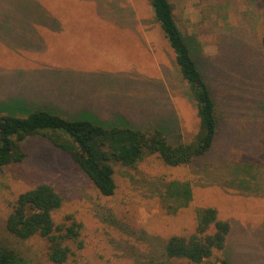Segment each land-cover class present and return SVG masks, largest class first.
Segmentation results:
<instances>
[{"label": "rangeland", "instance_id": "374dc122", "mask_svg": "<svg viewBox=\"0 0 264 264\" xmlns=\"http://www.w3.org/2000/svg\"><path fill=\"white\" fill-rule=\"evenodd\" d=\"M171 2L219 107L212 150L190 165L157 156L136 167L116 163L117 188L105 196L69 155L30 138L28 159L0 172V243L19 247L27 264H196L169 258L165 246L172 235L195 233L207 207L231 229L225 248L201 264H264L262 1ZM37 108L159 127L174 141L200 129L148 0H0V113ZM41 182L63 197L55 221L74 215L84 226V246L69 242L74 253L64 263L48 258L44 238L18 243L4 227L9 202Z\"/></svg>", "mask_w": 264, "mask_h": 264}, {"label": "trees", "instance_id": "16d2710c", "mask_svg": "<svg viewBox=\"0 0 264 264\" xmlns=\"http://www.w3.org/2000/svg\"><path fill=\"white\" fill-rule=\"evenodd\" d=\"M175 53V61L188 86L199 118L200 129L191 139L172 140L168 131L159 127L138 128L125 125H102L87 118H71L43 108L26 115L8 110L0 113V172L30 156L28 140L44 137L81 167L105 196L117 188L115 164L136 167L150 156H157L169 166L190 165L212 150L219 131V107L206 80L203 67L194 54L192 43L176 19L171 0H148ZM262 52L264 54V0ZM202 67V68H201ZM63 197L49 182H41L21 192L9 202L10 211L4 227L15 242L40 236L47 241L48 258L55 263L67 262L74 253L69 242L84 246L83 223L74 215L69 222L57 223L54 213L62 206ZM200 212V211H199ZM196 232L172 235L165 246L169 258L188 259L201 264L215 250H223L231 225L218 217L215 207L199 214ZM213 232H209L211 227ZM0 264H27L22 250L13 243H0ZM224 264L226 261L224 260Z\"/></svg>", "mask_w": 264, "mask_h": 264}, {"label": "crops", "instance_id": "0c3cea01", "mask_svg": "<svg viewBox=\"0 0 264 264\" xmlns=\"http://www.w3.org/2000/svg\"><path fill=\"white\" fill-rule=\"evenodd\" d=\"M74 38H76V37H73V39H74ZM73 39H71V40H73Z\"/></svg>", "mask_w": 264, "mask_h": 264}]
</instances>
